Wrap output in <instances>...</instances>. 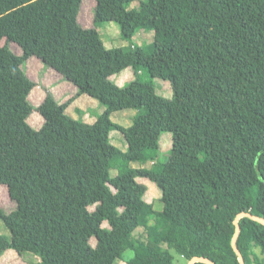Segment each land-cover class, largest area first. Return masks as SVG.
I'll use <instances>...</instances> for the list:
<instances>
[{
  "label": "trees",
  "instance_id": "trees-1",
  "mask_svg": "<svg viewBox=\"0 0 264 264\" xmlns=\"http://www.w3.org/2000/svg\"><path fill=\"white\" fill-rule=\"evenodd\" d=\"M95 1L84 27L83 0H0V186L15 203L7 211L0 202L11 232L0 234V256L13 249L38 255L35 264H114L130 249L126 264H174V250L183 264L194 256L240 264L234 220L264 218V0ZM104 21L132 46L107 47ZM140 30L153 31V42L134 46ZM192 48L199 56L184 58ZM33 54L77 95L106 106L94 122L68 114L75 97L61 102L50 89L32 103ZM128 67L135 77L120 86L111 77ZM156 78L169 80L172 97ZM128 108L139 111L130 126L112 120ZM35 109L39 129L28 121ZM138 178L160 189L162 210ZM239 224L246 264H264V224L249 216Z\"/></svg>",
  "mask_w": 264,
  "mask_h": 264
},
{
  "label": "rangeland",
  "instance_id": "rangeland-1",
  "mask_svg": "<svg viewBox=\"0 0 264 264\" xmlns=\"http://www.w3.org/2000/svg\"><path fill=\"white\" fill-rule=\"evenodd\" d=\"M96 5L95 0H83V6L79 14V21L84 27H90L93 25L94 21V7ZM138 1L133 2L130 7H137ZM98 30L101 37L103 38L107 47H120V46H132L129 41L123 39L121 36V29L118 23L114 21H104L98 23ZM39 40V39H38ZM154 40V32L140 30L133 38L134 46H147ZM5 43V40L2 42ZM39 45H44L42 41H36ZM13 49L17 53H22V44L19 41H15L12 44ZM199 56L197 49L192 48L191 52L184 56L186 59L195 58ZM27 73L30 75L33 80L36 81L37 85L33 88L30 99L32 103L38 107L39 104L43 101L46 96L47 89L52 90L55 93L56 97L61 100V102H66L70 98L75 97L71 101L67 108V113L72 115L75 118H83L87 122H94L97 119V116L104 111L106 106L102 104L98 99L92 97L88 94H76L77 88L74 85H71L68 81L63 80L61 74L52 68L45 67L38 55L33 54L25 65ZM131 71V70H130ZM126 72L124 74L114 75V79L117 84H120V81L125 82V84L132 79V73ZM132 72V71H131ZM158 91L163 93L167 97H172V87L169 80L166 79H155ZM55 89V91H54ZM76 96H75V95ZM77 98V99H76ZM83 110V112L80 111ZM139 111L134 108L122 109L114 111L111 115L112 120L122 126H130L133 122V118L137 115ZM29 123L39 129L44 123V118L39 113L37 109L33 111L31 116L28 119ZM54 137V135H52ZM112 142L117 145L122 150H126L127 142L123 133L119 130H113L111 132ZM161 149L164 151V158H168L170 148L172 147V135L168 131H164L161 134ZM133 166H139L138 163H132ZM152 165V162L149 161L146 163V166ZM113 174L117 173V170L114 169ZM142 183L148 185V191L146 193L145 199L149 202H153L155 209L162 210L163 203L160 200L161 191L160 189L149 179L138 178ZM0 202L2 206L7 211H11L15 208V203L11 199L7 185L2 184L0 186ZM95 207L91 206L90 209L93 210ZM0 234L10 235L11 232L9 228L5 225L3 220L0 218ZM92 243L95 244V239H92ZM175 257L174 264H183L185 261L183 258L177 255V253L172 250ZM258 253L264 261V253L261 251V248H258ZM31 251H25L19 256H4L0 257V264H35L37 263L39 257ZM133 256V251L128 249L124 252L123 257L117 259L114 264H126V261L129 257Z\"/></svg>",
  "mask_w": 264,
  "mask_h": 264
},
{
  "label": "water",
  "instance_id": "water-1",
  "mask_svg": "<svg viewBox=\"0 0 264 264\" xmlns=\"http://www.w3.org/2000/svg\"><path fill=\"white\" fill-rule=\"evenodd\" d=\"M243 216H249L252 217L253 219L261 222L264 224V218L258 217L250 212H242L240 214L237 215L236 219L234 220L235 226H236V230H235V234L232 240V247L234 249V251L236 252L237 256H238V260L240 262V264H246L245 259L241 253V251L239 250L238 246H237V237L239 235V231H240V224H239V219ZM195 262H204V263H208V264H217L216 262L210 260L209 258L206 257H202V256H194L188 264H194Z\"/></svg>",
  "mask_w": 264,
  "mask_h": 264
},
{
  "label": "crops",
  "instance_id": "crops-1",
  "mask_svg": "<svg viewBox=\"0 0 264 264\" xmlns=\"http://www.w3.org/2000/svg\"><path fill=\"white\" fill-rule=\"evenodd\" d=\"M132 72H131V71ZM125 71L126 72H129L130 71V73L129 74H131L132 73V79H134V77H135V74H134V70L131 68V67H128V68H126L125 70H123L121 73H119L118 75H121V74H124L125 73ZM115 82H116V80L114 79V75L111 77ZM132 79H130V80H132ZM64 80V79H63ZM119 82H120V84H118V85H120V86H122V85H124L125 84V82H123L122 83V81H120V80H118ZM70 83V82H69ZM71 85H73L72 83H70ZM54 91H55V89H54ZM76 92H77V90H76ZM75 95V94H74ZM167 97V96H166ZM171 97V96H170ZM77 99V98H76ZM105 110V109H104ZM80 111L81 112H83V110L82 109H80ZM2 255H4V256H8V255H10V256H19L20 258H21V255L20 254H18L15 250H13V249H8V250H6ZM1 255V256H2ZM0 256V257H1ZM36 257H39L38 255L36 256ZM40 259V258H39ZM39 259L37 260V261H39Z\"/></svg>",
  "mask_w": 264,
  "mask_h": 264
}]
</instances>
